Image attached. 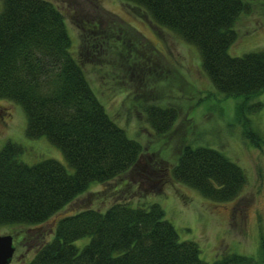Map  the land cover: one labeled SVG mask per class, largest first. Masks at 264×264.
Instances as JSON below:
<instances>
[{
	"label": "trees",
	"instance_id": "trees-1",
	"mask_svg": "<svg viewBox=\"0 0 264 264\" xmlns=\"http://www.w3.org/2000/svg\"><path fill=\"white\" fill-rule=\"evenodd\" d=\"M126 1L194 44L202 69L225 97L242 96L241 110L256 108L246 100L264 89V48L229 52L237 37L235 22L249 9L246 2ZM122 23L102 28L92 19L80 24L89 40L74 54L63 13L52 0H2L0 98L20 104L25 134L45 135L61 149L65 163L53 157L28 163L20 158L18 142L5 141L0 147V227L41 223L92 181H108L137 162L141 141L129 137L107 111L83 66L86 57L93 59L102 50L120 53L126 65L147 62L138 46V41L150 46L145 36L135 29L133 38ZM115 28L121 33H113ZM133 105L141 106L157 133L166 132L177 117L172 105L146 103L139 96ZM180 149L170 168L173 178L217 201L240 192L246 173L222 151L189 143ZM52 229V237L41 239L24 264H256L253 256L236 251H224L212 261L201 258L197 241L181 239L156 201L117 199L104 210L88 207L62 215ZM83 236L89 239L79 246L75 241Z\"/></svg>",
	"mask_w": 264,
	"mask_h": 264
},
{
	"label": "rangeland",
	"instance_id": "rangeland-1",
	"mask_svg": "<svg viewBox=\"0 0 264 264\" xmlns=\"http://www.w3.org/2000/svg\"><path fill=\"white\" fill-rule=\"evenodd\" d=\"M52 1L63 13L74 54L89 40L79 25L92 19L102 28L121 21L131 28L133 38L138 36L135 29L145 36L150 46L138 41L147 56L145 64L126 65L120 53L106 50L83 60L91 86L107 111L129 137L141 141L143 151L131 168L108 181H92L43 222L0 227V233L14 235L15 251L8 264L28 261L40 240L52 237L55 220L62 215L88 207L104 210L117 199L160 203L179 237L196 240L201 258L207 261L224 251H236L264 264V89L246 100L256 103L255 109L241 110L244 98L225 97L215 88L201 67L194 44L156 25L146 11L130 1ZM243 1L249 9L235 22L237 37L229 46L231 54L264 48V0ZM113 33L121 32L115 28ZM137 96L146 103L176 108L177 117L166 132L157 133L141 106L133 105ZM25 127L21 105L0 98V147L11 140L22 146L23 161L53 157L65 163L58 146L45 135L28 137ZM185 143L217 148L243 167L247 178L240 192L230 200L217 201L173 178L170 168ZM88 239L83 236L75 242L82 246Z\"/></svg>",
	"mask_w": 264,
	"mask_h": 264
},
{
	"label": "water",
	"instance_id": "water-1",
	"mask_svg": "<svg viewBox=\"0 0 264 264\" xmlns=\"http://www.w3.org/2000/svg\"><path fill=\"white\" fill-rule=\"evenodd\" d=\"M15 250L13 234L0 233V264H8Z\"/></svg>",
	"mask_w": 264,
	"mask_h": 264
}]
</instances>
